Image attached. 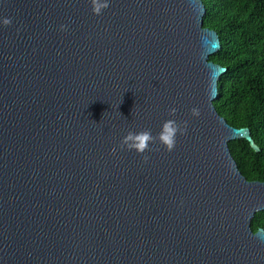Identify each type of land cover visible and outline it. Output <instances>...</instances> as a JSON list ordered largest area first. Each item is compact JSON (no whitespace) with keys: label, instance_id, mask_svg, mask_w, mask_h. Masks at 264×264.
Masks as SVG:
<instances>
[{"label":"water","instance_id":"water-1","mask_svg":"<svg viewBox=\"0 0 264 264\" xmlns=\"http://www.w3.org/2000/svg\"><path fill=\"white\" fill-rule=\"evenodd\" d=\"M204 15L201 0L99 16L90 0H0V264H264V183L228 144L260 148L213 105L226 69ZM168 119L187 121L171 152L119 146Z\"/></svg>","mask_w":264,"mask_h":264},{"label":"trees","instance_id":"trees-1","mask_svg":"<svg viewBox=\"0 0 264 264\" xmlns=\"http://www.w3.org/2000/svg\"><path fill=\"white\" fill-rule=\"evenodd\" d=\"M204 27L217 33L221 48L210 61L226 69L213 102L217 113L235 128H248L254 152L243 139L228 144L230 154L248 181L264 183V0H201ZM264 230V211L252 230Z\"/></svg>","mask_w":264,"mask_h":264},{"label":"clouds","instance_id":"clouds-1","mask_svg":"<svg viewBox=\"0 0 264 264\" xmlns=\"http://www.w3.org/2000/svg\"><path fill=\"white\" fill-rule=\"evenodd\" d=\"M91 11L93 15H101L105 9L110 6V0H90ZM12 23L10 18L0 19V25L9 26ZM61 30H65L66 26L61 25ZM176 108L172 107L168 110L170 117H174L176 114ZM191 115L198 117L200 111L198 108H192ZM187 131V121L178 122L175 119L165 120L159 132L154 136L150 130H143L138 132L128 131L120 141V147L128 151H134L138 155H143L146 151L153 150L152 145H158L163 147L164 150L171 152L176 145V138L178 135H183ZM158 150V148L156 149ZM113 153L116 152V148L112 149ZM147 161V157H144Z\"/></svg>","mask_w":264,"mask_h":264}]
</instances>
